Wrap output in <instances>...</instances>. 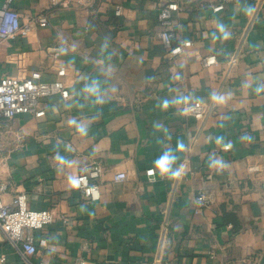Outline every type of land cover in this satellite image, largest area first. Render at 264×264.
Listing matches in <instances>:
<instances>
[{
    "label": "crops",
    "instance_id": "0c3cea01",
    "mask_svg": "<svg viewBox=\"0 0 264 264\" xmlns=\"http://www.w3.org/2000/svg\"><path fill=\"white\" fill-rule=\"evenodd\" d=\"M158 1L94 0L86 7L68 0L54 7L50 0H13L24 22L46 12L50 25L0 43V76L40 70L52 81L63 64L71 94L44 100L43 117L0 118L7 125L0 129L3 202L12 205L24 193L31 210L55 215L35 232L49 240L37 261L154 264L169 209L162 264H264V90L257 92L264 89V3L242 43L258 0H179L174 43L192 44L171 58L159 36ZM239 49L242 58L230 67ZM209 56L217 64L204 68ZM197 100L216 103L207 120L183 114L184 102ZM178 141L185 148L176 153ZM168 148L179 157L174 168L183 165L182 177L156 172L150 182L148 169ZM94 165L103 169L93 181L100 185L97 201L72 186ZM119 172L128 179L115 182ZM202 189L215 202L196 214ZM0 264H21L1 236Z\"/></svg>",
    "mask_w": 264,
    "mask_h": 264
},
{
    "label": "built area",
    "instance_id": "2783aa9c",
    "mask_svg": "<svg viewBox=\"0 0 264 264\" xmlns=\"http://www.w3.org/2000/svg\"><path fill=\"white\" fill-rule=\"evenodd\" d=\"M52 6H67L68 0H50ZM83 6H92L94 0H77ZM224 2L228 0H223ZM258 4L242 32V43H244L252 29L257 24L260 17V10L264 0H258ZM221 3L213 8L215 13L224 10L225 3ZM158 20L162 30L159 36L167 48L171 58L182 56L185 48L191 46V42L183 44L174 43V17L181 11L179 0H159L158 1ZM122 7L116 8V15L122 14ZM50 25L49 15L43 12L33 17L29 22H24L20 12L14 5L13 0H6L0 5V43L10 41L16 37L28 36L35 28H47ZM241 49V48H240ZM232 55L228 64L230 67L237 64L241 58V50ZM56 61L59 60V54H54ZM217 64L215 56H209L202 60V66L209 68ZM57 78L52 81H46L43 78V72L34 70L28 73L17 70L15 74H5L0 76V118L9 122L16 116L33 115L38 118L46 115V110L41 109V103L47 98L59 96L64 100L71 97L69 87L65 81L67 76V67L63 64L57 65ZM215 102L197 100L194 102L185 101L182 112L184 115L196 120H207L211 115ZM6 124H0V129ZM7 126V125H6ZM20 139V137H19ZM226 146V145H225ZM225 146L222 151L230 150ZM251 172H258V167L250 168ZM103 169L100 165L90 167L86 172L73 177L74 189L79 190L83 195L91 200L100 199V185L96 181L102 177ZM148 180H155L156 172L152 175L147 171ZM128 179L126 172H119L115 175V182H124ZM7 186L0 185V236L19 252L21 264H47L44 261L35 260L40 249L46 248L49 240L43 237L36 239L35 232L47 229L54 221L55 215L50 210H31L28 206V198L24 193L17 194L12 205H7L2 200V194ZM215 202L214 195L208 189H202L196 196L195 213L202 214L210 208ZM171 216L169 209L164 211L160 231L158 233V248L154 264H162L165 245L170 232ZM75 264H87L85 259L76 260Z\"/></svg>",
    "mask_w": 264,
    "mask_h": 264
},
{
    "label": "clouds",
    "instance_id": "9594fccd",
    "mask_svg": "<svg viewBox=\"0 0 264 264\" xmlns=\"http://www.w3.org/2000/svg\"><path fill=\"white\" fill-rule=\"evenodd\" d=\"M251 11V9H249V12ZM220 31L223 32V26L220 27ZM224 38L227 39L228 38V34L224 33ZM264 90V89H257V92ZM86 91H90L93 94H95L96 92H98L97 88H89L86 89ZM214 100L217 99H222V98H218L216 96H213ZM100 103H102V101H98ZM168 102L165 101L164 102V106L167 107ZM81 131H83V129H81ZM217 143H220V138H218ZM226 148H230L231 145H226ZM184 143L182 141H178L177 142V146H176V153L178 152H182L184 151ZM178 156L176 154H174L173 150L171 148L166 149L165 151H163V153L156 158L153 161V168L148 169V172L150 175L154 174L155 172H158L159 175L162 178H167L169 180H179L182 175H183V165H181L178 168H174V165L176 164V161L178 160ZM216 163H219V161H216ZM225 165L221 164V167H224ZM73 184H77V181L73 180L72 181Z\"/></svg>",
    "mask_w": 264,
    "mask_h": 264
}]
</instances>
